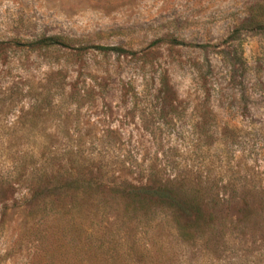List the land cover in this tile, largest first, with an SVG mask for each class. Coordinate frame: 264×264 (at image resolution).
<instances>
[{
	"label": "rangeland",
	"instance_id": "obj_1",
	"mask_svg": "<svg viewBox=\"0 0 264 264\" xmlns=\"http://www.w3.org/2000/svg\"><path fill=\"white\" fill-rule=\"evenodd\" d=\"M262 24L264 0H0V264H27L26 188L55 172L206 191L204 245L161 216L147 239L171 264H264Z\"/></svg>",
	"mask_w": 264,
	"mask_h": 264
},
{
	"label": "trees",
	"instance_id": "obj_2",
	"mask_svg": "<svg viewBox=\"0 0 264 264\" xmlns=\"http://www.w3.org/2000/svg\"><path fill=\"white\" fill-rule=\"evenodd\" d=\"M67 42L43 36L28 47L66 48ZM98 50L127 54L119 47ZM28 184V210L18 236V244L28 250L27 264H171L163 246L147 239L156 216L168 219L176 235L188 234L194 246L204 245L212 235L210 194L176 180L103 184L100 177L55 172L33 177ZM67 194L69 203L63 204Z\"/></svg>",
	"mask_w": 264,
	"mask_h": 264
}]
</instances>
